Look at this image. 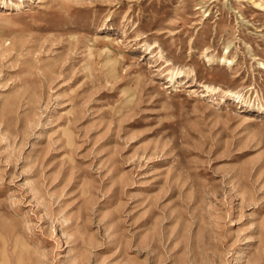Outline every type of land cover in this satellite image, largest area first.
I'll list each match as a JSON object with an SVG mask.
<instances>
[{
	"label": "rangeland",
	"instance_id": "obj_1",
	"mask_svg": "<svg viewBox=\"0 0 264 264\" xmlns=\"http://www.w3.org/2000/svg\"><path fill=\"white\" fill-rule=\"evenodd\" d=\"M262 65L264 0H0V264H264Z\"/></svg>",
	"mask_w": 264,
	"mask_h": 264
},
{
	"label": "bare ground",
	"instance_id": "obj_2",
	"mask_svg": "<svg viewBox=\"0 0 264 264\" xmlns=\"http://www.w3.org/2000/svg\"><path fill=\"white\" fill-rule=\"evenodd\" d=\"M103 40L107 41L108 43L109 42H112V36L110 35H105L104 37H102ZM262 67H264V65H262Z\"/></svg>",
	"mask_w": 264,
	"mask_h": 264
}]
</instances>
